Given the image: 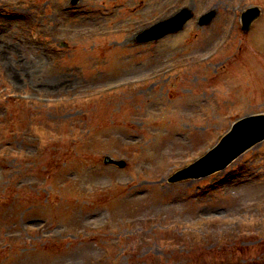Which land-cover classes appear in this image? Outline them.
<instances>
[{
  "label": "rangeland",
  "instance_id": "374dc122",
  "mask_svg": "<svg viewBox=\"0 0 264 264\" xmlns=\"http://www.w3.org/2000/svg\"><path fill=\"white\" fill-rule=\"evenodd\" d=\"M257 113L264 0H0V264H264V140L166 182Z\"/></svg>",
  "mask_w": 264,
  "mask_h": 264
},
{
  "label": "water",
  "instance_id": "95a60500",
  "mask_svg": "<svg viewBox=\"0 0 264 264\" xmlns=\"http://www.w3.org/2000/svg\"><path fill=\"white\" fill-rule=\"evenodd\" d=\"M76 0H72L75 3ZM211 10L199 17L200 25L207 24L214 16ZM258 15L257 8L246 10L241 15L242 29L247 30L250 22ZM191 17L190 10L181 9L168 19L160 21L148 29L142 30L135 35V41L146 42L160 38L168 33L182 28L187 19ZM264 138V115L249 116L235 122L228 133L220 140L219 144L198 161L177 171L168 178L169 182L185 178H194L207 175L217 169L223 168L234 157L240 154L251 144ZM105 163H113L119 167L124 166L123 161H113L109 157L104 158Z\"/></svg>",
  "mask_w": 264,
  "mask_h": 264
}]
</instances>
